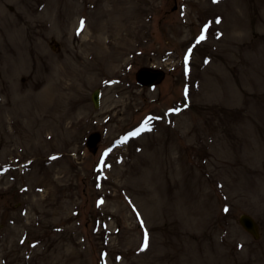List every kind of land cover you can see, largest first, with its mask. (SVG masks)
Masks as SVG:
<instances>
[{
    "label": "rangeland",
    "instance_id": "374dc122",
    "mask_svg": "<svg viewBox=\"0 0 264 264\" xmlns=\"http://www.w3.org/2000/svg\"><path fill=\"white\" fill-rule=\"evenodd\" d=\"M0 264H264V0H0Z\"/></svg>",
    "mask_w": 264,
    "mask_h": 264
},
{
    "label": "water",
    "instance_id": "95a60500",
    "mask_svg": "<svg viewBox=\"0 0 264 264\" xmlns=\"http://www.w3.org/2000/svg\"><path fill=\"white\" fill-rule=\"evenodd\" d=\"M164 71L162 70H150V69H142L138 73V80L140 83L145 84V85H153L156 83H159L163 77H164ZM93 101L95 104V107L100 106V90L97 89L93 93ZM101 139V134L99 132H94L89 136L88 139V146L89 148L93 151L96 152L98 149V142ZM240 222L241 224L249 231L251 232L256 238L259 237V227L256 222V220L248 215V214H243L240 217Z\"/></svg>",
    "mask_w": 264,
    "mask_h": 264
},
{
    "label": "snow or ice",
    "instance_id": "6c2138e0",
    "mask_svg": "<svg viewBox=\"0 0 264 264\" xmlns=\"http://www.w3.org/2000/svg\"><path fill=\"white\" fill-rule=\"evenodd\" d=\"M214 2H217V0H214ZM83 24H84V22L81 21V27H82V28H83ZM204 38H205L204 36H201V37H200L201 40H203ZM151 119H152L151 117L148 118V120L145 122V127H144L143 129H141V130H151L150 128L147 127V125H148V123L151 121ZM138 134H139V132L134 133V135H138ZM226 211H227V209H226ZM144 247L147 248V239L145 240V245H144Z\"/></svg>",
    "mask_w": 264,
    "mask_h": 264
}]
</instances>
